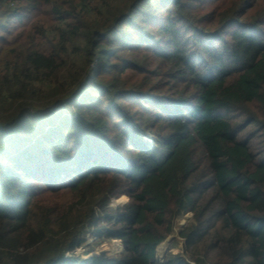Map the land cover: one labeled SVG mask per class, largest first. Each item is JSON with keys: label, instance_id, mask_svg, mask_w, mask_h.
I'll use <instances>...</instances> for the list:
<instances>
[{"label": "trees", "instance_id": "1", "mask_svg": "<svg viewBox=\"0 0 264 264\" xmlns=\"http://www.w3.org/2000/svg\"><path fill=\"white\" fill-rule=\"evenodd\" d=\"M218 1L0 0V264H264V3Z\"/></svg>", "mask_w": 264, "mask_h": 264}, {"label": "rangeland", "instance_id": "2", "mask_svg": "<svg viewBox=\"0 0 264 264\" xmlns=\"http://www.w3.org/2000/svg\"><path fill=\"white\" fill-rule=\"evenodd\" d=\"M240 0H220L215 5H208L204 9H200L196 12L195 18H203L205 16H208L211 14V16L208 18V20L205 22L206 26L209 28L215 27L218 21L217 12H213L214 8H217L222 5V11H225L230 8L231 4H234L235 2L239 3ZM261 3H264V0H250L248 2L247 7L250 8L249 12L246 11V18H251L254 14H256L259 10V5ZM259 7V8H258ZM140 17H137V20ZM130 30V26L124 25L123 26V33L126 30ZM140 58V54L138 55ZM152 62H155V60H151ZM136 73H132L130 80L135 79ZM147 86H149L148 80L145 82ZM241 119V118H239ZM252 130V129H251ZM250 130L247 129L245 131V134H249ZM258 136L254 137V143L258 141ZM153 144V143H152ZM130 198L128 195L124 194L120 197L113 198L111 202V209L116 208L118 206H123L129 202ZM191 213H186L180 216L174 225L173 233L158 247V253L157 257L159 260H164L166 258H169L174 255H184V243L185 239L181 236V231L184 228L186 222L191 218ZM94 229H90L87 233L88 240L84 244V246L80 247L77 250L76 256H79L80 258L87 259L90 258L93 255L99 254L102 251H108L110 254L116 255L123 251V243L119 239H107V238H98L97 234L100 232L97 231V233H94Z\"/></svg>", "mask_w": 264, "mask_h": 264}]
</instances>
